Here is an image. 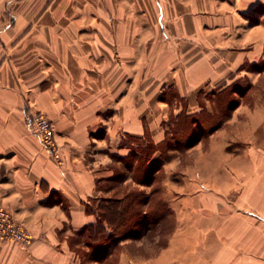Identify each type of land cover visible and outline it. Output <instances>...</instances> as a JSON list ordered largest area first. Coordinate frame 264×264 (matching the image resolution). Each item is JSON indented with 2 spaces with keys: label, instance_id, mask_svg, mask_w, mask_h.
<instances>
[{
  "label": "crops",
  "instance_id": "0c3cea01",
  "mask_svg": "<svg viewBox=\"0 0 264 264\" xmlns=\"http://www.w3.org/2000/svg\"><path fill=\"white\" fill-rule=\"evenodd\" d=\"M261 4L0 0V206L34 237L28 247L0 241V264H82L77 248L101 200L129 181L144 186L119 181L109 151L162 142L171 115L200 111L246 77L241 102L189 148L183 181L164 194L166 245L138 254L145 242L123 239L118 264H264V93H252L264 90ZM35 111L52 119L60 160L31 132Z\"/></svg>",
  "mask_w": 264,
  "mask_h": 264
},
{
  "label": "trees",
  "instance_id": "16d2710c",
  "mask_svg": "<svg viewBox=\"0 0 264 264\" xmlns=\"http://www.w3.org/2000/svg\"><path fill=\"white\" fill-rule=\"evenodd\" d=\"M262 6V4L259 5L258 9ZM232 84L237 86L238 81ZM230 86L217 91L221 100L218 97L214 99L216 97L215 93L211 94L213 98H210V100L213 103L216 104L218 102L220 106H224L221 110L222 115L210 128H201L202 120L198 115H203V112L206 111L205 103L202 104L200 111L192 114L187 113L183 109L180 113L171 115L170 134L162 142L156 143L152 138L148 137L142 146L139 145L137 149L133 147L134 151L131 156L130 154L128 156L120 155L126 168L132 172L134 181L139 184L152 186V188L149 192H146L137 186L133 188L123 186V195L103 198L101 200L97 208V222L90 225L86 231V245L88 249L83 253L86 261L82 264H118L119 255L116 254V250L123 248L121 244L123 239H141L147 235H160L167 222L172 217L174 219L173 210L166 202L161 187L154 184L157 179L155 173L161 169L157 161H161V158L151 160L152 153L158 150L162 152L161 146L164 143L169 145L171 140H176L174 135L178 134V131L185 132L186 129L190 130L191 134L188 135V139L184 143L185 147H190L218 128L231 115V113H225L224 109H234L239 104L237 100L230 99L229 97L226 98L223 95ZM234 91L240 94V91ZM171 93L174 94V91ZM207 115V119L211 121L215 118V115L209 111ZM206 133L207 135L204 136ZM184 135L185 133L182 134V136ZM117 177L119 181L125 179V176L123 177L121 172L117 173ZM173 227L174 223L169 234L172 232ZM166 243L167 241L159 245L161 247L166 245Z\"/></svg>",
  "mask_w": 264,
  "mask_h": 264
},
{
  "label": "rangeland",
  "instance_id": "374dc122",
  "mask_svg": "<svg viewBox=\"0 0 264 264\" xmlns=\"http://www.w3.org/2000/svg\"><path fill=\"white\" fill-rule=\"evenodd\" d=\"M262 5L263 6L259 9V11H261L264 14V4H262ZM263 68H264V63H263ZM251 80L253 81L254 77H252V78H248V77L241 78L238 81L237 86H234L232 84V86H230V88H228V90L223 95H225L226 98L229 97L230 99L237 100V102L240 103L241 100H242L241 99V97H242L241 94H245L247 92L248 88L252 84ZM259 80L264 82V75H262V77H259L258 81ZM234 90L240 91V94L235 92ZM255 91L257 93H264V90H261L260 87H259V89H256V90L253 89L252 93H254ZM213 93L216 94V97H214V99H216L218 97L221 100V97H219L220 95H219V93H217V91H214ZM208 98H213V97L209 94ZM175 103L177 104L176 106L179 107V105H180L179 102L175 101ZM205 106H206V111L203 112L204 116L201 115V114H198L199 118H201V120H202V127H201L202 129L210 128L211 125L214 124L216 122V120H218V118L222 115L221 110H222L224 105L220 106L218 102H216V104H215V103L212 102V100H210L208 103L205 102ZM184 107L186 109V106H184ZM234 109L233 108L232 109H224V112L227 113V114L228 113H232ZM208 111L211 112V114L215 115L214 116L215 118L212 121L207 119ZM177 133L179 135L178 134L174 135L176 140H174V141L171 140L169 142V145L167 143L166 144L164 143L161 146L162 152L160 150H158L155 153H152V158H151V160H155L156 158H161V161H159V162L157 161V164H159L158 166L161 169L159 171H156V173H155V175H157V179H156V182L154 184H155V186H160L161 187L162 194L163 195L166 194L167 198H171L174 195V193H176L175 192L176 190H174V188H173V183H174L173 181H175L176 183H181L183 181V179H184L182 177L183 173H182L181 169L183 168L182 165L184 166L186 163H188V158H189L188 157L189 156L188 150L191 147V146L190 147H185L184 146V143L186 142V139H188L187 138L188 135L191 134L190 130L186 129L185 132L178 131ZM183 133H185L184 136H182ZM206 135H207V133L204 136H206ZM208 137L209 136L203 137V139H202L203 142H206ZM179 138H180V140H179ZM131 140H133V139H131ZM134 142H135V144H133L132 147H134L136 149L139 148V145L140 146L143 145V141L142 140H138V141L134 140ZM145 142H146V140H145ZM172 149H174L176 151H171ZM133 151H131L130 156L133 153ZM135 152H137V151H135ZM109 154L113 158L112 161H111V164L115 165L117 167V171L121 172L123 177L124 176H125V178L126 177H131L133 179L132 172L126 168L125 163L120 158L121 156L118 153H112L110 151H109ZM174 155L178 156L181 159V161H182V164L180 165L181 168L172 169L171 171H169V170L165 171V167H164L163 163L165 161H167V160H170ZM169 178L172 180V182H169ZM125 186H127L128 188H133V187L137 186L138 188L143 189L146 192H149L150 189L152 188V186H149V185H144V186L137 185V184L134 185V183L132 181H129V183H127V185H125ZM118 195H123V190H119L118 191ZM166 202L169 205V203H170L169 199ZM173 223H174V219L172 217L171 220L167 222V224L164 227L163 232L160 235H157L156 233H154L156 235H153V236H148L147 235V236L139 239L140 241H144L145 242L144 246L147 245V247H145L143 249L142 248H136L135 251L138 252V254H141L143 252L146 253L147 251L149 253V252H153V251L159 250L160 249V245L159 244H164L167 241V238L169 236V232L171 230V227H172ZM85 241H86V235H85ZM133 244H136V243L134 242ZM86 249H88V247H86L84 249L79 247V248H77V251L79 253H81V255L83 257V253H85ZM122 249L121 250L120 249L116 250V254H118L119 257H120ZM83 261L84 262L86 261L84 257H83Z\"/></svg>",
  "mask_w": 264,
  "mask_h": 264
},
{
  "label": "built area",
  "instance_id": "2783aa9c",
  "mask_svg": "<svg viewBox=\"0 0 264 264\" xmlns=\"http://www.w3.org/2000/svg\"><path fill=\"white\" fill-rule=\"evenodd\" d=\"M31 132L39 139L42 146L55 157L61 159V147L56 138L52 119L42 111H35L27 116ZM32 232L5 206H0V241H14L28 247L33 241Z\"/></svg>",
  "mask_w": 264,
  "mask_h": 264
}]
</instances>
